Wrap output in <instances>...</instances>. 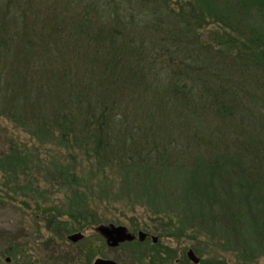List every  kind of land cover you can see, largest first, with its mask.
<instances>
[{
  "label": "trees",
  "instance_id": "1",
  "mask_svg": "<svg viewBox=\"0 0 264 264\" xmlns=\"http://www.w3.org/2000/svg\"><path fill=\"white\" fill-rule=\"evenodd\" d=\"M0 117L117 170L156 214L178 209L165 232L212 224L232 200L245 241L264 195V0H0ZM58 161L52 180L73 185ZM29 162L14 143L0 170Z\"/></svg>",
  "mask_w": 264,
  "mask_h": 264
},
{
  "label": "rangeland",
  "instance_id": "2",
  "mask_svg": "<svg viewBox=\"0 0 264 264\" xmlns=\"http://www.w3.org/2000/svg\"><path fill=\"white\" fill-rule=\"evenodd\" d=\"M209 28L215 31L213 26ZM30 131L0 117V156L16 143L30 159L17 174L0 170V264H93L98 257L113 259L117 264H195L187 255L191 248L204 264H264V195L260 204L253 207L250 203L244 211L253 228L245 241L234 231V217L229 216L238 212L232 200L211 211L210 218L216 215L214 220L219 225L206 222L198 226L196 218L193 226L184 223L187 230L177 236L165 232V224L177 222L173 226L177 230L181 218L178 209L158 215L145 202L129 200L126 178L117 170L100 167L78 152L73 157L57 146L41 144ZM54 160L67 168L66 179L69 172L76 175L73 185L60 186L52 180ZM136 189L137 184L134 193ZM75 190L86 195V218L72 203ZM169 198L173 203L178 199L175 194ZM56 221L72 231L57 227V233H53ZM103 223L126 225L131 232H135L133 224L148 227V240L134 244L144 259H135L133 247L126 243L116 248L106 244L96 231ZM78 232L83 238L72 242L69 236ZM152 236L158 238L156 242ZM245 242L248 247H244ZM89 250L95 255L92 261L86 255Z\"/></svg>",
  "mask_w": 264,
  "mask_h": 264
},
{
  "label": "water",
  "instance_id": "3",
  "mask_svg": "<svg viewBox=\"0 0 264 264\" xmlns=\"http://www.w3.org/2000/svg\"><path fill=\"white\" fill-rule=\"evenodd\" d=\"M96 231L105 238L106 244H108L112 248L119 247L124 242L136 241H144L148 236V232L144 230H139L137 233L131 232L126 225H116L114 223L110 224H100L96 227ZM83 234L81 232L74 233L69 236V239L72 242H78L83 238ZM154 242L157 241L158 238L156 236H152ZM187 255L189 260L193 261L195 264L200 263V258L196 254V252L191 248L188 250ZM9 259V258H8ZM118 262L104 257H98L94 260L93 264H117Z\"/></svg>",
  "mask_w": 264,
  "mask_h": 264
},
{
  "label": "flooded vegetation",
  "instance_id": "4",
  "mask_svg": "<svg viewBox=\"0 0 264 264\" xmlns=\"http://www.w3.org/2000/svg\"><path fill=\"white\" fill-rule=\"evenodd\" d=\"M134 233H135V232H134ZM149 237H150V236H149V233H148V236L146 237V239H145L144 241H147ZM136 241L138 242L139 240H138V239H136ZM136 241L134 240V241H131V242H133V243H134V242H136ZM140 242H143V241H140ZM124 243H125V242H124ZM124 243H123V244H124ZM121 245H122V244H121ZM121 245H120V246H121Z\"/></svg>",
  "mask_w": 264,
  "mask_h": 264
}]
</instances>
